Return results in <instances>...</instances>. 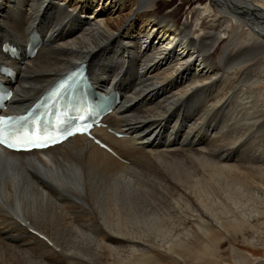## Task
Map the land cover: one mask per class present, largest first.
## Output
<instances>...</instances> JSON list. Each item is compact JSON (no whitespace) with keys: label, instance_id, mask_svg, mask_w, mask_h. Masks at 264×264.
Here are the masks:
<instances>
[{"label":"bare ground","instance_id":"6f19581e","mask_svg":"<svg viewBox=\"0 0 264 264\" xmlns=\"http://www.w3.org/2000/svg\"><path fill=\"white\" fill-rule=\"evenodd\" d=\"M174 1L0 0V64L18 70L4 113L85 62L96 91H119L122 110L104 121L125 133L96 129L115 154L84 135L0 147V264L215 262L223 239L264 217V0ZM6 41L22 55L6 56ZM246 144L259 165L239 162ZM199 235L204 248L184 255Z\"/></svg>","mask_w":264,"mask_h":264},{"label":"rangeland","instance_id":"374dc122","mask_svg":"<svg viewBox=\"0 0 264 264\" xmlns=\"http://www.w3.org/2000/svg\"><path fill=\"white\" fill-rule=\"evenodd\" d=\"M165 7H169L171 9L172 8H179V12H182L184 7H186V3L185 2H181V0H175L173 3H171V4H169V5L165 6ZM235 28H236L235 26L232 27L233 32H234ZM238 29L240 30V28H238ZM246 31L247 30H245V32H244V30H243V33H246ZM243 36H244V34L239 36V39L237 41L238 45L243 44V40H244ZM261 86L264 87V84L262 83ZM243 147H244V149H243ZM242 149H243L242 152H244V153H241L243 155L239 156V158H238V160H239V162L241 164L244 163V161L246 159H247V161L250 160V161H253V162H255L257 160V159H255L253 157H250V155L253 154V151H252L251 147L249 148L248 144L243 145ZM248 151H249V153L250 152H252V153L249 154ZM260 161H262V160H260ZM256 163H257V165H259L260 162L258 161ZM243 183L244 182H241V185H243L244 188H246V187L248 188L247 192L250 191L252 193H257L256 192L257 190L256 191H253V190L254 189H258L259 188L258 186H260V184H258V185H255V184L253 185L252 184L251 188H249V186H245L244 185L245 183L244 184ZM225 184H230V183H225ZM253 186H257V187H253ZM236 188H238V186H236ZM236 188L234 187V190ZM222 192H223L224 195L221 193V196L224 197L225 196L224 190ZM236 192H238V190ZM242 192L243 193H241V194H244V192L246 193L245 190H243ZM230 196L231 197L235 196L236 199H239L238 203H237V206H239V201L240 200H242V201L246 200L244 198L245 196H243V195H240V197H239V196H236L235 194L234 195L231 194ZM221 199H223V198H221ZM217 210L219 212H221L220 209H217ZM218 214H220V213H218ZM263 221H264V217H258L257 220L255 221L256 222L255 226L253 228H249L243 236H239V238L237 237L238 240H236V243H229L227 238L223 239L221 241L220 245H219L220 250H219L218 254L220 255V258L216 259L215 262L213 261L214 263L211 261V259H208L205 262L201 261V262H196L194 264H251V263H253L252 261L254 259H260V258L262 259V258H264V223H263ZM190 227L193 230L198 231V227H197L196 223L195 224L191 223ZM222 236L223 235H221L220 233H216L215 232V233L211 234L208 239H210V241H213V240H217V238H221ZM198 237L199 238H195L193 240V245L191 246L192 248H190V250H192L191 252H194L193 254H191V252H189L190 250L188 251V249H186L184 247H181L182 248L181 249L182 253L184 255H189V256H191V258H193L196 255V252H198V251H200V250H202L204 248V246H205L204 240L206 238H203L202 235L201 236L199 235ZM229 246L233 247L235 252L237 253V255L235 257H231L230 251H229ZM233 248H231V249H233ZM152 250L156 254H158L161 258H163V257H167L168 258L169 257V254L167 252H165L164 250H162V249H158L156 247H153ZM249 253H252L255 256L251 257V255ZM166 264H168V262Z\"/></svg>","mask_w":264,"mask_h":264},{"label":"snow or ice","instance_id":"6c2138e0","mask_svg":"<svg viewBox=\"0 0 264 264\" xmlns=\"http://www.w3.org/2000/svg\"><path fill=\"white\" fill-rule=\"evenodd\" d=\"M11 117L6 118L5 123L7 120H11ZM11 127V126H9ZM9 127L0 126V144H3L6 147L9 148H15L19 144L27 143V144H33L37 146H44L41 141L38 139L29 137L27 134L23 136H17L14 132L9 130Z\"/></svg>","mask_w":264,"mask_h":264}]
</instances>
